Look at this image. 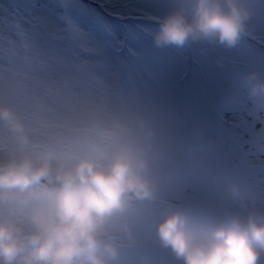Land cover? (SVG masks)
<instances>
[{
    "label": "clouds",
    "instance_id": "9594fccd",
    "mask_svg": "<svg viewBox=\"0 0 264 264\" xmlns=\"http://www.w3.org/2000/svg\"><path fill=\"white\" fill-rule=\"evenodd\" d=\"M253 15L250 0H167L150 35L233 49ZM243 84L264 99L258 72ZM247 175L162 109L73 99L52 126L0 102V264H128L146 237L175 264H264V185Z\"/></svg>",
    "mask_w": 264,
    "mask_h": 264
},
{
    "label": "rangeland",
    "instance_id": "374dc122",
    "mask_svg": "<svg viewBox=\"0 0 264 264\" xmlns=\"http://www.w3.org/2000/svg\"><path fill=\"white\" fill-rule=\"evenodd\" d=\"M166 2L11 0V7L33 9L35 25L41 30L39 35L31 28L34 34L27 36L25 52L33 53L40 41L46 49L50 46L51 56L60 63V78L65 81L62 101L44 109L43 119L32 123L56 125L73 99L85 100V92L95 90L100 83L112 95L111 104L130 107L139 99L134 107L151 109V68L159 71L155 78L158 88L153 93L166 97V107L160 109L173 120L202 126L222 142L232 171L239 175L247 171L246 177H258L251 180L264 185L260 177L264 162L256 157L259 152L264 159V99L250 97L243 84L250 71L264 78V0H250L254 10L250 34L233 49L208 45L154 47L150 33L158 25L149 17L158 15ZM15 14L22 18V12ZM6 34L1 32L0 39L7 40ZM18 97L15 93L13 100L18 102ZM127 259L128 264H175L147 237L127 254Z\"/></svg>",
    "mask_w": 264,
    "mask_h": 264
},
{
    "label": "flooded vegetation",
    "instance_id": "af4514ba",
    "mask_svg": "<svg viewBox=\"0 0 264 264\" xmlns=\"http://www.w3.org/2000/svg\"><path fill=\"white\" fill-rule=\"evenodd\" d=\"M11 5V0H0V33L6 32L8 38L5 41L0 39V82L3 83L0 85V102L16 105L32 123L43 119L41 116L43 110H47L48 102L62 101L65 81L60 78V63L51 56L50 46L46 49L40 41L33 53L25 52V40L34 34L31 28H35L38 34L41 31L35 25V11L31 7L17 9ZM18 12H22V18L15 14ZM15 93L19 94L18 102L13 100Z\"/></svg>",
    "mask_w": 264,
    "mask_h": 264
},
{
    "label": "bare ground",
    "instance_id": "6f19581e",
    "mask_svg": "<svg viewBox=\"0 0 264 264\" xmlns=\"http://www.w3.org/2000/svg\"><path fill=\"white\" fill-rule=\"evenodd\" d=\"M149 73L148 75L150 76L148 78V82H149V92H148V96L149 94H153L150 98H149V103L151 104V106L153 108H156L157 109H160L162 106L166 107V97L163 98V96H155V94L153 93L155 88H158L157 87V80L155 79L156 78V75L157 72L156 70H153L151 68H149ZM153 70V71H152ZM164 74H165V77H166V81L168 80V77L166 75V72L164 71ZM77 76V75H76ZM78 77V76H77ZM100 83V82H99ZM101 85V87L99 88V86ZM99 86H95V90H91V91H86L85 93V101H94V102H107V103H112L111 101V98H112V95H109V92L108 91H105L104 87L102 86V83H100ZM164 86H166V82L164 84ZM165 92V91H163ZM105 96H107V99L105 98ZM134 103H132L130 105V107H134L135 104H137L139 102V99H137V101H132ZM137 102V103H136ZM55 104V103H54ZM53 103H49L48 102V108L50 109L51 106L54 105ZM151 107V109H152ZM261 178H264V174H261L260 175ZM140 264V263H139Z\"/></svg>",
    "mask_w": 264,
    "mask_h": 264
}]
</instances>
